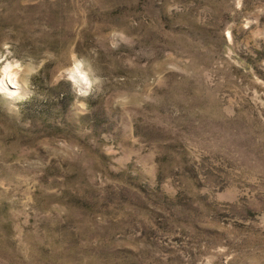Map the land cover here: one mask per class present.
<instances>
[{"label": "rangeland", "instance_id": "374dc122", "mask_svg": "<svg viewBox=\"0 0 264 264\" xmlns=\"http://www.w3.org/2000/svg\"><path fill=\"white\" fill-rule=\"evenodd\" d=\"M0 264H264V0H0Z\"/></svg>", "mask_w": 264, "mask_h": 264}, {"label": "bare ground", "instance_id": "6f19581e", "mask_svg": "<svg viewBox=\"0 0 264 264\" xmlns=\"http://www.w3.org/2000/svg\"><path fill=\"white\" fill-rule=\"evenodd\" d=\"M79 67H80V66H78V65H76V66L74 67V77L76 78L77 81L82 82L81 79H82V77H83L84 74L81 72V70H79ZM10 72H13V71H10ZM10 75H11V74H10ZM10 75L8 76L9 78H10ZM14 75H15V74H14ZM9 78H8V79H9ZM14 78H15V77H14ZM16 78H17V77H16ZM10 79H11V78H10ZM10 79H9V82H10V83H13ZM4 80H5V79H4ZM8 86H9V85H8ZM10 87H14V86L11 85ZM4 88H8L7 85H5Z\"/></svg>", "mask_w": 264, "mask_h": 264}]
</instances>
